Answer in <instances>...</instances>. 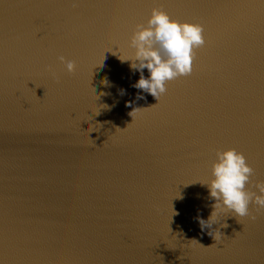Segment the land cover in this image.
<instances>
[{
	"label": "water",
	"instance_id": "95a60500",
	"mask_svg": "<svg viewBox=\"0 0 264 264\" xmlns=\"http://www.w3.org/2000/svg\"><path fill=\"white\" fill-rule=\"evenodd\" d=\"M154 7L206 40L159 103L119 59ZM233 148L264 181V0H0V264H264V211L197 220Z\"/></svg>",
	"mask_w": 264,
	"mask_h": 264
},
{
	"label": "clouds",
	"instance_id": "9594fccd",
	"mask_svg": "<svg viewBox=\"0 0 264 264\" xmlns=\"http://www.w3.org/2000/svg\"><path fill=\"white\" fill-rule=\"evenodd\" d=\"M203 33L201 24L180 23L173 20L162 7H154L146 24H137L132 31L128 43L133 50L132 55L127 59L119 57L122 62L130 61V67L140 72V78L133 87L151 95L159 103L160 97L167 91V83L191 74L194 50L206 44ZM58 60L68 73H75V61L66 60L63 56ZM144 69L149 73L148 78L144 76ZM48 71L56 78L51 66ZM127 106L132 107L131 103ZM139 109H133L129 115L133 116ZM253 175L254 169L248 165L243 153L234 148L216 151L215 161L211 165V179L202 184L207 187L209 198L215 201L207 220L197 217L202 231L217 224L216 219L221 213L228 214L227 218L248 217L254 221L256 216L250 211V206L254 205L257 212L264 211V181L253 183ZM219 224L221 228L228 227L227 223ZM208 235L216 241L222 233L216 229L209 231Z\"/></svg>",
	"mask_w": 264,
	"mask_h": 264
}]
</instances>
